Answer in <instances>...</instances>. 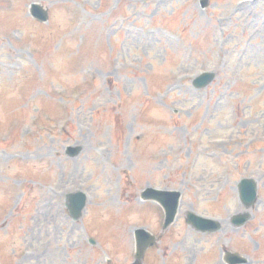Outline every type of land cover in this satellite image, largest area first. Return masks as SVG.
<instances>
[{
    "label": "rangeland",
    "instance_id": "1",
    "mask_svg": "<svg viewBox=\"0 0 264 264\" xmlns=\"http://www.w3.org/2000/svg\"><path fill=\"white\" fill-rule=\"evenodd\" d=\"M240 1L0 0V264H129L137 227L159 238L138 264H226V250L264 264V0ZM203 71L216 76L196 90ZM243 177L258 199L236 229ZM146 186L182 193L164 231ZM35 188L49 192L40 224ZM75 190L78 220L64 205ZM187 210L221 229L196 232Z\"/></svg>",
    "mask_w": 264,
    "mask_h": 264
},
{
    "label": "water",
    "instance_id": "2",
    "mask_svg": "<svg viewBox=\"0 0 264 264\" xmlns=\"http://www.w3.org/2000/svg\"><path fill=\"white\" fill-rule=\"evenodd\" d=\"M32 13L39 18L45 19L46 15H44L41 10L39 9V7H37L36 5H33L32 7ZM212 78V74H203L202 76H200L199 78H197L195 80L196 84L199 85H204L207 82H209ZM79 151V148H75V147H69L68 148V154L71 156H75ZM169 195V193H168ZM249 198L248 201L251 202L254 198V193L252 191V195L251 192L248 193ZM67 199L70 202L67 207L71 213V215L73 216V218H78L80 216L81 210L84 207L85 204V196L84 194H82L81 192H77V193H71L67 195ZM245 199V200H247ZM174 208H175V204H174V200L171 201V205L169 207L168 210V217H172L173 212H174ZM170 220V219H169ZM242 222V221H241ZM140 239V238H139ZM151 241L150 240H141L138 243V249L139 251H142L144 246H146L147 244H149Z\"/></svg>",
    "mask_w": 264,
    "mask_h": 264
},
{
    "label": "bare ground",
    "instance_id": "3",
    "mask_svg": "<svg viewBox=\"0 0 264 264\" xmlns=\"http://www.w3.org/2000/svg\"><path fill=\"white\" fill-rule=\"evenodd\" d=\"M248 7H249L248 5H244V8L247 9ZM12 191L14 192L15 189L13 188ZM35 191H38L40 199H38V203L36 204L35 212L33 213V211H32V213L30 214L29 221H31L32 224H40L39 221H38L39 219H42V218L45 217V219L43 221V222H45L47 217H48V213H49L48 193L49 192L45 188L44 189L35 188ZM108 202H109V205H110L111 208L118 209V204L116 202H114L112 198H108ZM124 227H125V225L116 226L115 229L119 228L120 229V231H119L120 234H121V231H122L121 235L124 238H126V235L128 236V233H129L128 232L129 228L126 226L125 229H124ZM123 230L126 233L125 236H124ZM53 246H56L54 241H53Z\"/></svg>",
    "mask_w": 264,
    "mask_h": 264
}]
</instances>
